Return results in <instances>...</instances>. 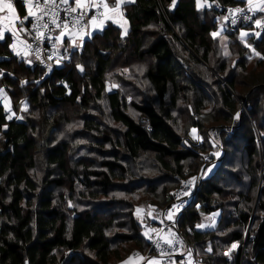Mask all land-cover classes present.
Masks as SVG:
<instances>
[{"label":"trees","instance_id":"obj_1","mask_svg":"<svg viewBox=\"0 0 264 264\" xmlns=\"http://www.w3.org/2000/svg\"><path fill=\"white\" fill-rule=\"evenodd\" d=\"M217 2L220 7L198 9L195 0H178L172 9L171 0H136L123 8L126 35L108 24L81 52L72 54L70 64L51 73L19 61L8 46L13 43L10 36L0 42V88L26 120L7 119L0 102V264H120L133 252L152 257L144 233L161 226L154 220L155 210L168 209L176 190L208 167L204 157L216 165L215 172L201 179L178 220L185 237L182 251L192 249L201 264H264V185L257 199L263 214L253 221L246 211L255 204L251 192L255 195L260 187L256 177L261 168L264 175V127H252L254 133L244 136L235 119L239 113L245 120L240 110L245 108L250 124L262 116L264 121V75L259 80L251 76L253 93L240 102L234 91L244 74L212 64L218 53L225 63L237 53L240 70L246 72L247 62L256 61L262 68L264 60L244 46L239 32L212 37L220 23L225 26L221 7H245L241 0ZM17 7L25 15L23 3L17 2ZM250 41L264 55V33ZM32 110L37 123L30 119ZM78 119L83 129L75 132L91 137V158L76 159L68 142L53 143L64 133L72 135L69 126ZM193 128L200 143L192 139ZM216 150L224 153L215 158ZM238 150L245 153V164ZM42 161L47 179L40 190L32 172ZM230 162L237 163L240 173L224 192L210 181L221 173L226 177L229 173L223 169ZM244 175L253 182L240 184ZM64 189L70 197L61 193ZM213 196L236 200L223 203ZM126 198L135 201L128 204ZM142 203L152 206L146 207V225L135 216L138 208L133 210ZM110 204V209L101 208ZM122 206L130 210L128 215ZM215 210L222 211V217L232 215L231 227L225 219L218 224L226 227L222 229L229 232L227 239L195 227L202 212ZM120 215L122 225L117 224ZM253 222L246 235L243 229ZM234 242L237 247L229 251Z\"/></svg>","mask_w":264,"mask_h":264},{"label":"snow or ice","instance_id":"obj_2","mask_svg":"<svg viewBox=\"0 0 264 264\" xmlns=\"http://www.w3.org/2000/svg\"><path fill=\"white\" fill-rule=\"evenodd\" d=\"M23 5L25 6V15L21 16L16 7L14 6L12 0H0V41L5 40V32H10L12 37H17L18 31H25L24 28L18 27L16 22L19 21L21 25L24 24L25 21L31 22V33L32 38L37 42L36 57L40 59L39 55V43L45 39L46 33L54 31L55 29H59V34L55 36L53 39L57 43H63L64 38L68 37V40L71 46L74 49L81 48L85 37L90 38L91 32L97 29L102 30V26L105 20H113L116 21V18L119 17L123 20L121 27H125L128 21L123 17L122 5L125 4H135L136 0H114V3L110 6L108 0H43V3H40V0H21ZM196 6L198 9L202 7H207L211 9L213 4L216 7H220L217 0H212V2H208V0H195ZM244 3L245 7L237 6L235 8H227V14L223 15L221 19L225 22H229L231 25H236L238 23V17H242L244 22L251 21V24L254 25V28H251L246 31L243 28L239 29V40L244 44L245 47L250 48L253 53L261 60H264V55L260 52L256 51L251 44L247 42L245 39L250 34L252 38H261V34L264 33V15H260L257 18L253 19V17L257 16V13H264V0H241ZM178 3V0H171L170 8L174 9ZM63 8V11L67 14L64 19L60 18V9ZM93 9L97 11L95 14L88 16L87 13L91 12ZM103 9V11H99ZM75 14V15H74ZM31 18V20H30ZM47 18V19H45ZM87 18V22H84ZM50 25L54 26V28H50ZM258 29V30H256ZM224 28L221 27L220 32H223ZM220 32L214 31L211 33L212 37H217L220 35ZM125 34H127V28L125 27ZM227 39V37H224ZM11 50L17 55H20V52L17 51V46L15 43L8 45ZM29 49H31V45L25 42V51L24 55H29ZM225 55H229L227 51H225ZM48 60H52V56L47 57ZM64 59L63 56L57 57L56 63L59 64L60 61ZM43 62V61H42ZM31 63V61H29ZM76 67L83 72V66L77 64ZM47 71L50 72L52 70V65H46ZM126 71V70H125ZM3 70H0V76H3ZM43 75V74H42ZM23 83H27L24 81ZM35 83H39L36 81ZM113 87H118V85H113ZM110 90V89H109ZM4 89L0 88V93H3ZM25 106V110H26ZM15 113L9 115L7 119L11 120ZM17 119H23V117H16ZM235 119H239V113L236 114ZM5 127H7L5 125ZM73 127L72 125L69 128ZM192 132L195 133L196 129L193 128ZM194 139L201 140V137H194ZM187 143V141L185 142ZM213 157L218 158L221 155V152L218 150L212 153ZM207 159V157H204ZM215 165L209 166L207 169H202L201 172L197 176H192L189 180L184 182V191L182 193L183 196H189L192 188L195 187V183L198 179L206 178L207 174L212 171ZM177 200L180 199L179 196L176 197ZM69 206L71 207V202H69ZM183 207V202L180 204H173L167 212V219L175 223V215L180 211ZM137 213L140 212L138 208ZM151 215V213H149ZM218 215V213H213L212 216L207 217L206 219L211 221V223H200L195 227L198 229H203L207 227H215L214 216ZM155 219V218H154ZM14 223V221H13ZM163 223V221H161ZM163 229L150 228L148 231L144 233L148 239H153L150 232L159 233L163 232ZM188 231H192L189 229ZM11 238V237H9ZM161 240L164 244L168 245L170 249L174 247V240L168 238V236H162L155 241L156 248H161ZM182 244V241L180 242ZM237 244L234 242L231 244L229 251L235 249ZM207 251H212L209 247ZM161 257L165 255L163 251L160 253ZM170 257V253L168 254ZM191 257V253L189 254ZM227 255V253H225ZM143 259V257H141ZM122 264H127V262H122ZM147 264H160V260L156 257L150 258L147 261ZM171 264V261H170ZM189 264H192L191 259L189 260Z\"/></svg>","mask_w":264,"mask_h":264},{"label":"rangeland","instance_id":"obj_3","mask_svg":"<svg viewBox=\"0 0 264 264\" xmlns=\"http://www.w3.org/2000/svg\"><path fill=\"white\" fill-rule=\"evenodd\" d=\"M206 7V6H205ZM205 7H202L201 9H203V8H205ZM100 11H101V9H100ZM102 12V11H101ZM221 25V23L219 24V31L218 32H220V29H221V27H223L222 25ZM103 29H104V27L102 28V30H99V31H97V32H95V34L96 33H98V32H101V31H103ZM246 31H248L249 29H245ZM224 34V31L223 32H220V35L221 34ZM94 34V35H95ZM222 34V35H223ZM94 35H92L91 36V38L90 39H92V37L94 36ZM219 35V36H220ZM219 36H217V37H219ZM216 37V38H217ZM250 38H252V36H251V34L248 36V37H246L245 39L247 40V42H250L251 43V41H250ZM90 39H88V40H90ZM239 39V38H238ZM87 40V41H88ZM86 41V42H87ZM86 42L84 43V45L86 44ZM84 45L81 47V48H79V49H74V48H72V49H70V50H68V54H67V56L66 57H64V63H71V60H70V58H71V56H72V54L73 53H79V52H81V50L83 49V47H84ZM234 50H236V49H233L232 51H234ZM236 51H238V50H236ZM240 51V50H239ZM13 54H14V52H13ZM15 55V54H14ZM32 55V54H31ZM31 55H30V53H29V56L27 57V58H29L30 60H28V61H26V59L27 58H25V60H23L22 58L20 59V58H18L17 56V58H18V60L19 61H21V60H23L28 66H33V65H35V60H34V58L33 57H31ZM183 56L185 55L186 56V53H183L182 54ZM216 56V61L214 60V61H212V64L213 65H219V64H223L224 66H226V68H227V72H231V71H233L234 69H236L235 71H237L238 73H241V74H244V75H242V76H240V79H239V83L237 84V87H236V90L234 91V93H235V95L237 96V98H239V100H240V102L243 100L242 98L244 97V96H247L248 94L250 95L251 93H253V92H251V88H252V86H251V83H250V80H251V76L253 75L254 77H256V79L257 80H259V75H264V66H262V68L261 67H259L258 66V64H257V62L256 61H254V62H247L246 63V68H247V70H246V72H241V67H240V65H241V63L238 61V60H240V56L237 54V53H233L231 56H230V61H228V62H226L225 63V58H224V56H222L221 55V53L219 54H217V55H215ZM29 61H31V63H29ZM63 63V64H64ZM37 64V63H36ZM226 64V65H225ZM17 65L19 66V64L17 63ZM61 66V65H60ZM204 67H205V65H203ZM78 69V68H77ZM78 71H80L79 69H78ZM83 72H84V70H83ZM240 75V74H239ZM0 77H2V76H0ZM139 78V80L141 81V78H140V76H138ZM206 79H209V77L207 76V78ZM209 81H210V79H209ZM211 82V81H210ZM113 89H114V87H112ZM111 90V86H108L107 87V91L108 90ZM109 90V91H110ZM262 92V88L259 90V93H261ZM248 95V96H249ZM252 95V94H251ZM250 95V96H251ZM249 96V97H250ZM0 97H1V104H3L4 105V107H5V109L7 110V112H8V114L9 115H12V113H15V115L13 116V118L12 119H15L16 121H26L25 119H24V113L21 111V110H19L18 108H16L14 105H13V103H12V101H11V99L9 100V98L8 97H6V95L4 94V92L3 93H1L0 94ZM259 97H260V95H259ZM242 104V103H241ZM240 103H239V106L241 105ZM241 110V112L242 113H245V115H246V118H245V120H242V117H240L239 116V119H237L239 122H240V125H241V127H242V134L244 135V136H247V133L249 132V131H251V132H253V129H252V127L253 128H256V127H258V126H263L264 127V121H263V116H262V118H258V121L256 120V118H254V120H255V122H256V124H254L253 122H251V124H250V116H249V113H248V111L245 109V108H242V109H240ZM49 113H53V115H55L56 116V114H57V112L56 111H50ZM17 116H19V117H23V119H17L16 117ZM30 119L34 122V123H37L39 120H38V117H37V113H36V111L35 110H32V113H31V117H30ZM251 119H252V121H254L253 120V118H252V116H251ZM80 122H82V120H80V119H78V120H76V121H74L71 125L73 126V127H71L72 128V130L71 129H69V131H70V133H72V135H66L65 133H64V136L65 137H63V138H60V139H58V140H54V144H56V143H59V142H68L69 143V145L71 146V148L73 149V150H76V159H80V158H83V157H87V158H91V155H90V151L87 149V145L89 144V142H90V140H91V137L89 136V137H85V136H80V135H77L76 134V132L75 131H81L83 128H82V126L80 125ZM247 122H249V124L247 123ZM84 127V126H83ZM59 127H56V130L55 131H57V129H58ZM254 133V132H253ZM196 136H198L197 135V133L195 132V133H193L192 134V139L194 140V141H196L197 140V142L198 143H200V141L198 140V139H194V137H196ZM35 137H37L38 138V144H40V143H42L43 142V140L42 139H40V137H39V134H38V130L36 131V133H35ZM199 137V136H198ZM2 139L3 138H1L0 139V141H2ZM198 143H196V144H198ZM243 145V143L241 142V144H240V146H242ZM55 146H52V148H54ZM216 151H218V150H216ZM216 151H214V152H216ZM220 152H221V155L224 153L223 152V150L221 151V150H219ZM213 152V153H214ZM220 155V156H221ZM236 155H237V157L239 158V160H241L242 161V163H244L245 164V157H246V155H245V153L242 151V150H238V151H236ZM205 161H206V165H208V167L209 166H211V165H214V164H208V162H209V159L207 158V159H204ZM42 163H43V165L40 167V169L38 170H33V172H32V179H33V181L35 182V183H37L38 184V187H39V189L41 190L42 189V187L44 186V181L47 179V175H46V169L44 168L45 166H44V162L42 161ZM216 166V165H215ZM207 167V168H208ZM236 167H237V163H234V162H230L229 164H227L225 167H224V169H223V173H229L226 177L224 176L223 177V174L221 173L220 174V176L219 175H216V177L213 179V180H211L210 182H212V181H215L216 182V184L218 185V188H220V189H222L224 192L226 191L227 192V190H226V188H228V187H231V186H233L234 185V183L232 182V181H234L233 180V178H236V174H239L240 173V171L239 170H236ZM97 168H98V166H97ZM206 168V169H207ZM213 172H215V167L212 169V171L210 172V173H208L207 174V176H209V177H211L210 176V174L211 173H213ZM243 172H245L246 173V170H245V167H244V170H243ZM248 173H249V171H248ZM241 178V180H240V184H243V185H248V183H251V182H253L252 181V178H251V176L250 175H244V176H242V177H240ZM256 180L259 182V188H256L255 190H256V192H255V195H254V191H252L251 193H252V198H254L255 200V204L253 205V207L252 208H246V211H247V213L248 214H250L251 215V219L254 221V219H255V215H257V216H261L262 214H263V212H262V210L261 209H258V205L257 204H259L258 203V201L259 200H257L258 199V197L261 195V188H263V185H264V175H263V168H261V170H260V173L258 174V176L256 177ZM78 191H80L79 190V188H76ZM60 190H62V189H60ZM61 193H64L67 197H70L71 196V193L70 192H68V191H66L65 189L61 192ZM229 197H231V198H229ZM229 197H225V198H223V197H216V196H213V198L215 199V200H219L220 202L222 201L223 203H226V202H232V201H235L236 199H235V197L234 196H229ZM214 200V201H215ZM126 201H127V203L128 204H131L133 201H135V200H129L128 198H126ZM156 203L160 206H162V205H164L163 204V201L162 200H156ZM72 205V204H71ZM73 206V205H72ZM71 206V207H72ZM110 206H112L111 204L110 205H108V206H106V207H101V208H105V210H107V209H110L111 207ZM172 206V205H171ZM170 206V207H171ZM257 206V207H256ZM97 208H98V206H96ZM146 207H152V206H150V205H145V204H141V209H140V212L139 213H137V211H135V216H136V218L139 220V222H141L142 224H144V225H146L147 224V219H148V210L150 209V208H146ZM169 207V208H170ZM228 207H229V209L232 211L233 210V207L231 206V205H228ZM136 208H140V207H138V206H136L135 204H134V206H133V210L134 209H136ZM168 208V209H169ZM122 209H125V207L124 206H122ZM143 209V210H142ZM157 209H162L163 211L165 210L166 212H168V209H164V208H157ZM118 210V208H114L112 211H117ZM145 210H147V211H145ZM111 211V210H110ZM129 209L128 208H126L125 210H123V213H125V215H128V213H129ZM213 213H218V215H216V216H214L213 217V219L215 220V227H207V228H203V229H199V230H202V231H204V232H207V231H217L218 233H220L221 234V236L223 237V238H225V239H227V237L229 236V232H227V230H225V229H222V228H226V227H223V226H220L219 227V223H220V221H222L223 219H225V221L226 222H228V223H230V227H231V219H232V215L231 214H226L225 215V217H222V215H223V212L222 211H218V210H215V211H212L209 215H207V214H204L203 212L201 213V215H202V219H201V223H211V221H209V220H207L206 218L207 217H210V216H212L213 215ZM238 215V214H237ZM121 217H119L118 218V220H117V224H120V225H122L123 223H124V218L122 217V215H120ZM176 216V215H175ZM234 219H236V217H234ZM168 220V219H167ZM251 220V221H252ZM169 221V220H168ZM253 224H254V222L253 223H250L247 227H245V229H243V231H245V234L247 235L248 233H250V231H251V228H252V226H253ZM233 226H235V225H233ZM232 226V227H233ZM119 231V230H118ZM117 231V232H118ZM124 231L126 232V234H128V235H133L132 233H131V231H129V228L128 227H126V228H124ZM171 235H173V232H171L170 231V234H166L165 236H171ZM128 249H131V246H129L128 247ZM189 251H192V252H194L192 249H189L187 252H189ZM183 252V251H182ZM186 252V253H187ZM184 253V252H183ZM127 253H125L124 254V256L126 255ZM135 254H137L138 256H136V257H138L139 259H141V257H143V259H141L140 261H141V264H143L145 261H146V259L144 260V256H141L140 254H138L137 252L136 253H132V254H130V256L128 257V258H126L123 262H127V261H129L130 260V258H136L134 255ZM195 254V253H194ZM132 255V256H131ZM123 256V257H124ZM147 257H148V259H150V258H153V257H155L156 255H153L152 257H150L149 258V256L148 255H146ZM156 257H158V256H156ZM185 257H187V259H188V264H189V260L191 259V261H192V264H201L199 261H198V258L196 257V255L194 256L193 255V253H191V257H190V255H189V253H187L186 254V256ZM159 258V257H158ZM147 259V260H148ZM160 259V258H159ZM161 262V261H160ZM120 264H122V263H120ZM176 264H177V262H176Z\"/></svg>","mask_w":264,"mask_h":264},{"label":"built area","instance_id":"obj_4","mask_svg":"<svg viewBox=\"0 0 264 264\" xmlns=\"http://www.w3.org/2000/svg\"><path fill=\"white\" fill-rule=\"evenodd\" d=\"M14 4V1H12ZM40 3H43V0H40ZM237 6H229V7H221V10L223 11V14H227V8H235ZM66 13L63 11V8L60 9V18L64 19L66 17ZM75 15V14H74ZM88 15V14H87ZM89 16V15H88ZM259 16V13H257L256 17H253V19L257 18ZM47 19V18H45ZM231 19V17H230ZM230 19L229 22H225V26L224 28V32L225 31H229L232 33H236L239 32V29L243 28L245 29H250L254 28V25L251 24V21L248 22H244L242 17H238V23L236 25H231L230 24ZM31 20V18H30ZM84 22H87V18L85 19ZM22 28L25 29V31H20L22 36H25L29 42V45H31V54L32 57L34 58L35 62L40 66L41 69H43L45 72L47 73H51L53 70H55L56 68L60 67V63L57 64L56 63V59L57 57H59L58 54V47H59V43H57L53 38L55 36L58 35L59 33V29H55L54 31L51 32H47L46 33V37L45 39H43L40 43H39V55H40V59H37L36 57V47H37V42L35 40H33L32 38V33H31V22L29 21H25L24 24L22 25ZM50 28H54V26L50 25ZM257 30V29H256ZM48 56H52L53 59L52 60H48L47 57ZM43 61V62H42ZM51 64L52 65V70L50 72L47 71L46 65ZM194 194H191L189 196H187L184 200H183V208H186L190 202L194 199ZM154 220L158 223H160V228L159 229H163L164 231L159 233V236L157 235V233H150L149 235H151L153 237V239H148V241L151 244V249L154 251V254L156 256H158L160 258L161 264H188V259L186 256L187 253H193V255L195 256L194 252L189 251L187 253H183L182 252V248L183 245L185 244V240H183V238L180 236L179 232H178V220L180 218V213L178 212L176 214V216L174 217L175 219V223H173L172 221H168L167 220V212L162 209H156L154 212ZM161 221H163V223H161ZM170 231L173 232V235L168 236V238L173 239L174 240V247L172 249H170L168 247V245L164 244L163 241L161 240V248L157 249L156 248V243L155 241L157 239H159L162 236H165L166 234H170ZM182 241V244L180 243ZM161 251H163L165 253V255L163 257H161L160 253ZM170 253V257L169 254ZM135 257L138 256L137 254L134 255ZM147 260L148 257L144 256V260Z\"/></svg>","mask_w":264,"mask_h":264},{"label":"crops","instance_id":"obj_5","mask_svg":"<svg viewBox=\"0 0 264 264\" xmlns=\"http://www.w3.org/2000/svg\"><path fill=\"white\" fill-rule=\"evenodd\" d=\"M12 1H14V6L16 7V9H17V11H18V13L21 15V12H20V10L18 9V7H17V2H21V0H12ZM108 3L110 4V6L114 3V0H108ZM126 5H131V4H125V5H122L121 7H122V11H123V8H124V6H126ZM25 7V6H24ZM25 9V8H24ZM97 10L96 9H93L91 12H88L87 14L89 15V16H91V15H93V14H95V12H96ZM100 11V10H99ZM101 11H103V9H101ZM0 15H3V14H0ZM260 15H264V13H259V16ZM22 16V15H21ZM123 17H124V14H123ZM125 18V17H124ZM116 21L117 22H114L113 20H105L104 21V24H103V26H102V28L104 27H106L108 24H112V25H114V26H116V27H118V28H120L122 31H123V35H126L125 34V27L127 28V33L129 32V25H128V23H127V25H125V27H121V24L123 23V20L122 19H120L119 17H117L116 18ZM16 24H17V26L18 27H22V25L20 24V22L19 21H17L16 22ZM99 30H101V29H97V30H95V31H92L91 32V36L92 35H94L95 34V32H97V31H99ZM59 34V33H58ZM6 36H10L11 38H12V40H13V43H15L16 44V46H17V51H19L20 52V55L19 56H17L15 53V56H17L18 58H22L23 60H25V58H27L29 55H27V56H25L24 55V51H25V42L27 43V44H29V42H28V40H27V38L25 37V36H22L21 35V33H20V31H18L17 32V37L19 38V39H17V38H15V37H12L11 36V33L10 32H5V38H6ZM91 38V37H90ZM90 38H88V37H85V40H84V42H83V45H84V43L88 40V39H90ZM0 42H2V41H0ZM82 45V46H83ZM73 47L71 46V44H70V42H69V40H68V37H65L64 38V42L63 43H59V47H58V54H59V57L60 56H63V57H66L67 56V54H68V50H70V49H72ZM79 49V48H78ZM29 53H30V55H31V51H30V49H29ZM31 57H32V55H31ZM28 60H30L29 58H27L26 59V61H28ZM64 60L65 59H62L61 61H60V65H63V63H64ZM0 101H1V97H0ZM156 257V256H155ZM156 258H158V257H156ZM159 259V258H158ZM141 259H139L138 257H136V258H130V260L129 261H127V264H141V261H140ZM160 260V259H159ZM147 261L148 260H146L143 264H147ZM160 264H161V262H160Z\"/></svg>","mask_w":264,"mask_h":264},{"label":"bare ground","instance_id":"obj_6","mask_svg":"<svg viewBox=\"0 0 264 264\" xmlns=\"http://www.w3.org/2000/svg\"><path fill=\"white\" fill-rule=\"evenodd\" d=\"M201 181V179H198L195 183V187L192 188V191H191V194H196L197 192V189H198V185H199V182ZM184 191V183L176 190V192L174 193V203L173 204H180L181 202H183V200L187 197V196H183L182 193ZM179 196L180 199L177 200L176 197ZM172 204V205H173ZM183 207L180 209L179 213H180V217L182 215V212H183ZM178 232L180 234V236L183 238V240H185V237L184 235L182 234V232L179 230L178 228Z\"/></svg>","mask_w":264,"mask_h":264}]
</instances>
